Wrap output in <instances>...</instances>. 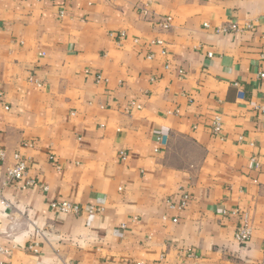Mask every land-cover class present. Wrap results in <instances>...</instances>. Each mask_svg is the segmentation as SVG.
I'll list each match as a JSON object with an SVG mask.
<instances>
[{
    "label": "crops",
    "instance_id": "1",
    "mask_svg": "<svg viewBox=\"0 0 264 264\" xmlns=\"http://www.w3.org/2000/svg\"><path fill=\"white\" fill-rule=\"evenodd\" d=\"M263 71L264 0H0V264H264Z\"/></svg>",
    "mask_w": 264,
    "mask_h": 264
},
{
    "label": "built area",
    "instance_id": "2",
    "mask_svg": "<svg viewBox=\"0 0 264 264\" xmlns=\"http://www.w3.org/2000/svg\"><path fill=\"white\" fill-rule=\"evenodd\" d=\"M159 25L162 29L167 30L170 26V18L169 17L165 18L164 20H162V22H160ZM252 26L253 25L250 22H246L242 26L238 25L235 22H229V23L217 26L216 32L236 33V32H242L247 29H251ZM155 42L158 44L162 43L160 39L155 40ZM165 52H166V49L164 48L161 51V53H165ZM209 56H211V54H209ZM148 57H151V54L148 55ZM259 76L263 78L264 71L261 72ZM235 85H238V83H235ZM237 95L239 98H243V95H244L243 91L241 89H238ZM262 110L264 111V108H262ZM220 129H221V119L219 116H215L213 123H212V132L218 133ZM158 139L163 144L166 142V137L164 136H161ZM120 156L123 160L126 158V154L124 152H120ZM4 159H5V152L4 150L0 149V165L3 164ZM27 167H28L27 160L24 157H22L20 154L14 153L13 162L11 163V165L7 166L5 169V176H6L7 182L19 180L25 174ZM262 168L264 169V165L262 166ZM28 184L32 185L33 181H29ZM43 189L45 190L46 188L44 187ZM187 199H188V196L186 194L183 195L180 205L183 206ZM51 207L54 210H57L63 213L80 214L83 211V208L79 204L69 202V201H56L51 204ZM93 211H94L93 208L88 209V213H92ZM173 221H176V219H173ZM251 232H252V227L250 226L249 222L245 218L242 222H240L237 225L235 232H234V238L239 242H245L250 238ZM33 248H34V244L33 245L29 244L28 249L31 250ZM0 252H3V248L1 247H0Z\"/></svg>",
    "mask_w": 264,
    "mask_h": 264
}]
</instances>
